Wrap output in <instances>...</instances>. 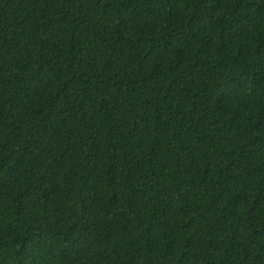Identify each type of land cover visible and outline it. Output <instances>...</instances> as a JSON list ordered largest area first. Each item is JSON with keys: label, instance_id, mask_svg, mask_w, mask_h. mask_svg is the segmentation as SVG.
<instances>
[{"label": "trees", "instance_id": "16d2710c", "mask_svg": "<svg viewBox=\"0 0 264 264\" xmlns=\"http://www.w3.org/2000/svg\"><path fill=\"white\" fill-rule=\"evenodd\" d=\"M0 264H264V0H0Z\"/></svg>", "mask_w": 264, "mask_h": 264}]
</instances>
